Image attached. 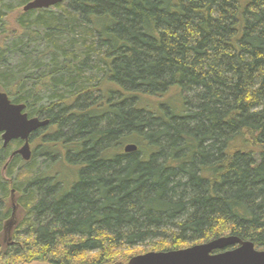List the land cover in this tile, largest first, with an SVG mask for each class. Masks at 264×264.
<instances>
[{
  "label": "trees",
  "instance_id": "obj_1",
  "mask_svg": "<svg viewBox=\"0 0 264 264\" xmlns=\"http://www.w3.org/2000/svg\"><path fill=\"white\" fill-rule=\"evenodd\" d=\"M30 1L0 0V92L49 124L29 161L0 138V264L264 250V0H66L9 22Z\"/></svg>",
  "mask_w": 264,
  "mask_h": 264
},
{
  "label": "water",
  "instance_id": "obj_2",
  "mask_svg": "<svg viewBox=\"0 0 264 264\" xmlns=\"http://www.w3.org/2000/svg\"><path fill=\"white\" fill-rule=\"evenodd\" d=\"M66 0H31L23 8L24 13L46 10ZM23 104H14L8 96L0 92V138L3 148L13 141L22 144L12 156L18 155L23 161L31 158L30 136L48 126V120L29 118ZM137 150L135 145H127L125 153ZM233 250L228 248L235 247ZM227 250V251H226ZM128 264H264V250H257L253 243L227 236L185 249L148 252L134 256Z\"/></svg>",
  "mask_w": 264,
  "mask_h": 264
},
{
  "label": "rangeland",
  "instance_id": "obj_3",
  "mask_svg": "<svg viewBox=\"0 0 264 264\" xmlns=\"http://www.w3.org/2000/svg\"><path fill=\"white\" fill-rule=\"evenodd\" d=\"M20 12H23L22 9H19L16 12H14L13 14H11L9 16V22L13 23V20L18 16V14ZM17 149H19V147H17L16 150ZM12 207H13V217L5 223L4 228H3V235H2V243L3 244H7V243L11 242L13 229H14V227H15L18 219H19L18 207L16 206L13 199H12ZM137 251H141V250H137ZM131 253L133 254V252H131ZM141 255H142V253H141ZM32 264H43V263H32Z\"/></svg>",
  "mask_w": 264,
  "mask_h": 264
},
{
  "label": "flooded vegetation",
  "instance_id": "obj_4",
  "mask_svg": "<svg viewBox=\"0 0 264 264\" xmlns=\"http://www.w3.org/2000/svg\"><path fill=\"white\" fill-rule=\"evenodd\" d=\"M237 246H235V247H231V248H228L227 250L229 251V250H233V249H235ZM226 250V251H227ZM258 250V249H257Z\"/></svg>",
  "mask_w": 264,
  "mask_h": 264
}]
</instances>
